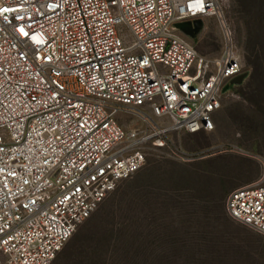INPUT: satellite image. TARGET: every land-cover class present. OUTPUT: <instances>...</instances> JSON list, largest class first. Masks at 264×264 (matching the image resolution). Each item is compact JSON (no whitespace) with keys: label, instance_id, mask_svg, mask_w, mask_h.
<instances>
[{"label":"built area","instance_id":"1","mask_svg":"<svg viewBox=\"0 0 264 264\" xmlns=\"http://www.w3.org/2000/svg\"><path fill=\"white\" fill-rule=\"evenodd\" d=\"M225 1L0 0V264H50L152 150L213 129L245 71ZM209 17L218 52L179 27ZM224 206L264 235V175Z\"/></svg>","mask_w":264,"mask_h":264},{"label":"rangeland","instance_id":"2","mask_svg":"<svg viewBox=\"0 0 264 264\" xmlns=\"http://www.w3.org/2000/svg\"><path fill=\"white\" fill-rule=\"evenodd\" d=\"M223 9L243 69L251 70L240 7L226 0ZM189 38L218 52V21L204 19ZM213 124L210 131L173 134L171 150H152L50 264H264V235L231 219L224 206L232 189L264 175V95L247 81L230 87ZM91 218L100 238L78 253L71 244Z\"/></svg>","mask_w":264,"mask_h":264},{"label":"trees","instance_id":"3","mask_svg":"<svg viewBox=\"0 0 264 264\" xmlns=\"http://www.w3.org/2000/svg\"><path fill=\"white\" fill-rule=\"evenodd\" d=\"M236 1L240 7L241 17L243 18L245 31L244 48L248 55L247 62L251 67V70H246L247 76L242 83L247 81L251 90H255L257 93L259 92V96H262L264 95V0ZM258 101L259 100H257V102ZM93 220L94 218L89 219V221L83 225V228H81V232L79 231L75 239H73L71 247L77 245L78 247L76 246V248L78 253L83 254L84 250L86 251L93 242H96L100 238V231L97 233V229H95L97 226L94 227ZM83 243V248L78 249Z\"/></svg>","mask_w":264,"mask_h":264},{"label":"water","instance_id":"4","mask_svg":"<svg viewBox=\"0 0 264 264\" xmlns=\"http://www.w3.org/2000/svg\"><path fill=\"white\" fill-rule=\"evenodd\" d=\"M201 24H202V22H201L200 19H195L192 23L191 22H188V21L187 22L179 23V27L186 34H188L190 36H193V34L200 28ZM246 76H247V72L244 71V72L240 73L239 75L233 77L230 80V84H232V85H239L246 78ZM227 87L228 86H226L224 88V90L227 89Z\"/></svg>","mask_w":264,"mask_h":264},{"label":"crops","instance_id":"5","mask_svg":"<svg viewBox=\"0 0 264 264\" xmlns=\"http://www.w3.org/2000/svg\"><path fill=\"white\" fill-rule=\"evenodd\" d=\"M250 182H253V180L252 181H249V182H246V183H250Z\"/></svg>","mask_w":264,"mask_h":264}]
</instances>
